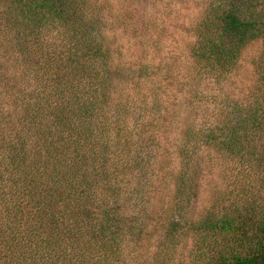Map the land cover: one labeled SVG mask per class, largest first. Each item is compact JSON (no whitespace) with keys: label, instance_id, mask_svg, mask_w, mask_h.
Returning <instances> with one entry per match:
<instances>
[{"label":"clouds","instance_id":"1","mask_svg":"<svg viewBox=\"0 0 264 264\" xmlns=\"http://www.w3.org/2000/svg\"><path fill=\"white\" fill-rule=\"evenodd\" d=\"M0 264H264V0H0Z\"/></svg>","mask_w":264,"mask_h":264}]
</instances>
